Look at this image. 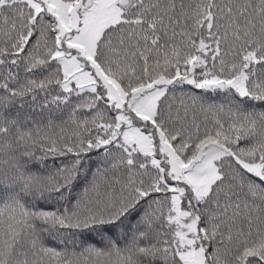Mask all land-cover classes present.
I'll list each match as a JSON object with an SVG mask.
<instances>
[{"label": "snow or ice", "instance_id": "1", "mask_svg": "<svg viewBox=\"0 0 264 264\" xmlns=\"http://www.w3.org/2000/svg\"><path fill=\"white\" fill-rule=\"evenodd\" d=\"M0 264H264V0H0Z\"/></svg>", "mask_w": 264, "mask_h": 264}]
</instances>
